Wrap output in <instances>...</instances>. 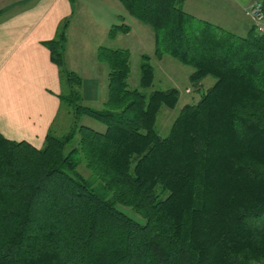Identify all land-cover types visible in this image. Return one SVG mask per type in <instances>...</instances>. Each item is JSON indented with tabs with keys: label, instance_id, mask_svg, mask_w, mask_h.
<instances>
[{
	"label": "trees",
	"instance_id": "trees-1",
	"mask_svg": "<svg viewBox=\"0 0 264 264\" xmlns=\"http://www.w3.org/2000/svg\"><path fill=\"white\" fill-rule=\"evenodd\" d=\"M118 1L153 30L157 59L192 68L195 88L215 84L162 137L160 112L180 92L150 91V58L132 90L130 51L100 48L109 84L97 110L84 104L83 79L64 71L61 25L46 47L75 127L51 131L42 148L0 134V264H264V35L200 20L184 0ZM83 116L105 129L79 126Z\"/></svg>",
	"mask_w": 264,
	"mask_h": 264
},
{
	"label": "crops",
	"instance_id": "crops-1",
	"mask_svg": "<svg viewBox=\"0 0 264 264\" xmlns=\"http://www.w3.org/2000/svg\"><path fill=\"white\" fill-rule=\"evenodd\" d=\"M105 1L104 5L93 3L104 36L107 37L111 27L120 22L131 27V32L124 35L134 32L132 24H142L131 17L118 0ZM255 1L184 0L183 9L200 20L246 37L252 28L246 9ZM76 2L86 5V0ZM106 6L116 10L109 11ZM74 7L70 0H0V134L6 139L26 141L42 148L46 136L57 128L64 107L61 96L65 78L62 70L52 62L46 43L56 39L65 19L74 16ZM72 30L70 25L64 48L71 42ZM151 34L149 37L155 44L154 33ZM141 37L146 38V35L141 33L139 39ZM100 47L96 48V54ZM69 49L70 46L68 53ZM154 51L155 48L152 53ZM92 59L104 71L103 82L92 76L89 69L84 75L67 55L71 70L80 73L83 79L82 95L87 106L105 104V90L108 92L109 84L108 66L100 63L97 57ZM187 94L193 100L200 99L202 93L200 88L195 91L188 88Z\"/></svg>",
	"mask_w": 264,
	"mask_h": 264
},
{
	"label": "rangeland",
	"instance_id": "rangeland-1",
	"mask_svg": "<svg viewBox=\"0 0 264 264\" xmlns=\"http://www.w3.org/2000/svg\"><path fill=\"white\" fill-rule=\"evenodd\" d=\"M71 2L75 6L74 16L72 18L69 17L62 22V26L67 23L68 28L70 25L73 27L72 37L70 38L71 42H69V44L67 43V47L70 46L69 53L67 51V47L64 48L63 51L65 61L64 71L73 72L80 76V73L71 70V67L68 65L67 55H69L70 60L74 62V66L78 70H80V72L84 73L85 75L86 69H89L92 76H95L101 82H103L104 71L100 68L101 66L97 67L96 65L99 64H96L95 60L92 59L93 56L99 58L98 55L101 47L97 51V54L95 52L96 48L98 46H102V48L112 50H130L131 73L128 80V85L130 89L134 90L140 88V69L143 63V57L148 56L150 58V63L155 71V83L150 91H165L175 88L180 92V100L177 107L174 110L163 108L158 118L156 128L162 137H167L174 121L177 119L182 109L187 105L198 103V101L200 100L196 98L192 100L191 95L187 94L188 88L195 91V86L190 81V75L193 73V69L181 65L179 62L169 56H167L168 59L164 58L166 56H164L162 59H157L155 51L152 53V50L155 48V44L153 42V39L149 37L150 35L152 36L151 33H153V30L148 26L139 24L138 22H136V24H132L134 32H132L130 35L119 34L117 37L112 38L110 35V31L113 27L112 26L107 37L104 36L105 31L102 27L103 25L100 23V20H98L96 16V10L93 8V3H97V5H104V3L106 2L105 0H86V5L81 6L78 4V2H76V0H71ZM106 7L109 11L116 10V8L113 7ZM122 8L125 9L123 5ZM121 24L122 23L120 22L119 25ZM67 32L68 29L66 31V39ZM141 33H144L146 35V38L141 37L139 39V35ZM212 83H215V79L212 77H207L202 81L200 88L202 94L200 96H202L207 92L209 88L212 87ZM63 94H68L67 85H64L62 95ZM105 96H107L108 98V92L106 90ZM89 106L97 110H102L104 108V104ZM74 121L75 119L73 118L71 110L67 107H63L62 112L58 118V126L55 129L54 133H56L58 136H64L67 133L71 132L75 127V125L73 124ZM76 121L79 126H86L97 131H103L105 129L103 125L87 116L80 117ZM83 172H86L85 175L88 176L87 171L83 170ZM120 209L135 220L140 222L142 221L141 218L138 217L130 209L123 207H120Z\"/></svg>",
	"mask_w": 264,
	"mask_h": 264
},
{
	"label": "built area",
	"instance_id": "built-area-1",
	"mask_svg": "<svg viewBox=\"0 0 264 264\" xmlns=\"http://www.w3.org/2000/svg\"><path fill=\"white\" fill-rule=\"evenodd\" d=\"M246 15L258 35H264V3L255 1L246 9Z\"/></svg>",
	"mask_w": 264,
	"mask_h": 264
}]
</instances>
